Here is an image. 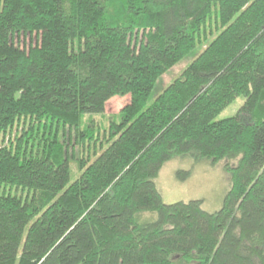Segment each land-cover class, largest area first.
I'll list each match as a JSON object with an SVG mask.
<instances>
[{"label":"trees","instance_id":"obj_1","mask_svg":"<svg viewBox=\"0 0 264 264\" xmlns=\"http://www.w3.org/2000/svg\"><path fill=\"white\" fill-rule=\"evenodd\" d=\"M186 156L237 161L219 211L164 203ZM0 264H264V0H0Z\"/></svg>","mask_w":264,"mask_h":264},{"label":"rangeland","instance_id":"obj_2","mask_svg":"<svg viewBox=\"0 0 264 264\" xmlns=\"http://www.w3.org/2000/svg\"><path fill=\"white\" fill-rule=\"evenodd\" d=\"M36 43V36L33 38L22 37L20 39L21 47L28 48L31 44L35 45ZM201 52L202 48L198 46L184 61L165 74L157 84L148 104L150 105L154 102L163 89L179 77L183 70ZM130 101L131 95L112 98L106 105L105 113L102 115L86 116L82 128L92 131L95 138L105 140L111 122L118 120L121 111ZM244 104L245 98H238L217 117L216 121L236 116ZM75 155L76 157L78 156L77 151H75ZM236 164L237 161L224 160L216 165H212L207 161H198L192 156L177 157L164 166L158 179H156V185L166 204L201 201L202 208L205 211L215 213L222 209L225 198L232 186L231 175L227 168L228 166H236ZM72 167L75 170V174L73 175V179H75L77 177V168L75 164ZM180 172H189L190 176L186 180L181 181L178 176Z\"/></svg>","mask_w":264,"mask_h":264}]
</instances>
